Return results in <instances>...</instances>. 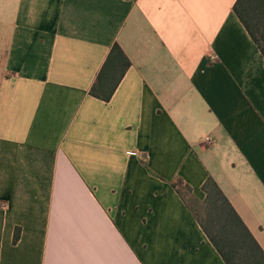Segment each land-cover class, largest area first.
Returning <instances> with one entry per match:
<instances>
[{
  "label": "crops",
  "instance_id": "0c3cea01",
  "mask_svg": "<svg viewBox=\"0 0 264 264\" xmlns=\"http://www.w3.org/2000/svg\"><path fill=\"white\" fill-rule=\"evenodd\" d=\"M236 1L0 0V264H225L179 179L204 201L213 178L264 251V59Z\"/></svg>",
  "mask_w": 264,
  "mask_h": 264
},
{
  "label": "trees",
  "instance_id": "16d2710c",
  "mask_svg": "<svg viewBox=\"0 0 264 264\" xmlns=\"http://www.w3.org/2000/svg\"><path fill=\"white\" fill-rule=\"evenodd\" d=\"M233 12L264 59V0H237ZM131 65L122 48L115 44L90 95L110 102ZM173 187L225 264H264L263 249L213 178H208L202 187L204 201H199L182 179L174 182Z\"/></svg>",
  "mask_w": 264,
  "mask_h": 264
},
{
  "label": "rangeland",
  "instance_id": "374dc122",
  "mask_svg": "<svg viewBox=\"0 0 264 264\" xmlns=\"http://www.w3.org/2000/svg\"><path fill=\"white\" fill-rule=\"evenodd\" d=\"M10 27L0 28V83L7 76L5 71L6 51L8 50Z\"/></svg>",
  "mask_w": 264,
  "mask_h": 264
},
{
  "label": "built area",
  "instance_id": "2783aa9c",
  "mask_svg": "<svg viewBox=\"0 0 264 264\" xmlns=\"http://www.w3.org/2000/svg\"><path fill=\"white\" fill-rule=\"evenodd\" d=\"M207 143L210 144L211 143V139H207Z\"/></svg>",
  "mask_w": 264,
  "mask_h": 264
}]
</instances>
